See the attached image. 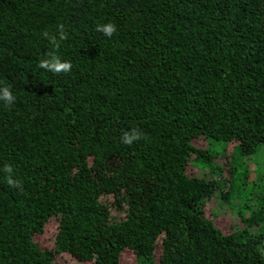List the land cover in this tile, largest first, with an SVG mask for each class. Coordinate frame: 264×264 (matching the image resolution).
I'll list each match as a JSON object with an SVG mask.
<instances>
[{
  "label": "trees",
  "instance_id": "1",
  "mask_svg": "<svg viewBox=\"0 0 264 264\" xmlns=\"http://www.w3.org/2000/svg\"><path fill=\"white\" fill-rule=\"evenodd\" d=\"M3 85L0 264H264V0H0Z\"/></svg>",
  "mask_w": 264,
  "mask_h": 264
},
{
  "label": "clouds",
  "instance_id": "2",
  "mask_svg": "<svg viewBox=\"0 0 264 264\" xmlns=\"http://www.w3.org/2000/svg\"><path fill=\"white\" fill-rule=\"evenodd\" d=\"M97 31L102 32L105 36L111 37L114 32H116V25L112 22H106L104 24H97ZM44 36L47 37L50 43L54 48H59V43L57 41L56 35H50L48 32L44 33ZM60 39H66V35L63 32V26H60L59 32ZM47 58L40 59L38 62V67L44 69L48 72L54 74L67 73L72 69V64L69 61H64L57 55L55 52H47ZM0 100L4 101L6 104L11 105L15 101V96L13 95L10 86L3 85L0 86ZM142 133L135 127L130 131L123 133L121 141L124 144L132 145L135 141L141 139ZM3 171L7 173L5 177L6 182L11 187H21V182L15 179L12 175L13 169L11 165L5 164ZM264 255V253H262Z\"/></svg>",
  "mask_w": 264,
  "mask_h": 264
},
{
  "label": "rangeland",
  "instance_id": "3",
  "mask_svg": "<svg viewBox=\"0 0 264 264\" xmlns=\"http://www.w3.org/2000/svg\"><path fill=\"white\" fill-rule=\"evenodd\" d=\"M198 144H200V143H198ZM211 145L213 147V149H212L213 152H215V153H219V152L225 153L226 149L228 148L229 142L218 141V142H212ZM234 156H236V153H235ZM195 163L196 164H193V165H194V167L197 170L204 171L203 167H206L205 163L198 162V161H195ZM237 163L239 165H241L243 168L244 167L246 168V165H249V171L251 170L250 179L252 178V173L254 175L263 174L261 169H260V167L262 165H264V150L260 148L249 159H247V158L238 159ZM252 165L254 166V168H251ZM241 174L243 175L242 172H241ZM241 179H243L244 181L247 180L248 183H251L250 181L252 180V179L248 180L247 178L244 177V175L242 177H240L238 180H241ZM237 190H238V187L236 188V191ZM235 204H237V202H235ZM213 206H215V207L219 206L220 208H226V209L230 208L229 205H227V203H226V205L223 203V200L218 197V194L217 195L215 194L214 196H212L210 198V200L207 202V204H206L207 212ZM231 210L232 209H230V211ZM124 216H125V206H123L119 210V217L123 218ZM234 218H236V216L233 217L232 215H230V217L227 220L225 218L221 217L220 218L221 225H227L229 222L233 223V221H230V220L231 219L234 220ZM51 220H52L51 222L46 224V228H45L44 233L42 235L36 237L37 240H39L41 242H44V241H46V239L48 237H50V236L53 237L55 229H56L57 221L54 220V219H51ZM234 221H236V220H234ZM47 240L49 241L50 239H47ZM57 259H58V261L61 264H77L74 260H68L67 261V256H66V259L63 258V256H58ZM121 259L124 261V263L133 262L135 260V255L133 253H131L130 251L125 250L122 253Z\"/></svg>",
  "mask_w": 264,
  "mask_h": 264
}]
</instances>
